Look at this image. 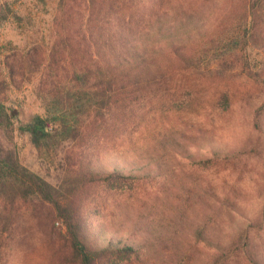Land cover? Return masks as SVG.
<instances>
[{
    "label": "rangeland",
    "instance_id": "obj_1",
    "mask_svg": "<svg viewBox=\"0 0 264 264\" xmlns=\"http://www.w3.org/2000/svg\"><path fill=\"white\" fill-rule=\"evenodd\" d=\"M3 1L22 18L0 27L2 97L18 127L15 147L22 164L58 186L66 168L77 166L89 149L69 139L40 150L19 126L47 112L37 85L50 63L58 79L71 84L73 65L83 55L61 47L55 61V43L67 32L73 37L84 32L89 1L70 0L67 14L60 0ZM163 2L168 24L181 23L180 36L203 56L201 67L187 70L171 55L170 68L177 71L171 91L193 83L201 100L192 109L169 110L155 99L127 125L109 131L108 142L102 138L91 146L94 167H118L139 177L132 185L101 189L92 200L96 244L118 238L141 250L138 257L109 264H264V46L238 33L237 22H229L228 31L217 27V16L240 0ZM233 33L237 48L224 57L232 68L219 75V59L211 55L218 51L206 42L214 46ZM244 63L260 80L245 74ZM221 90L231 96L227 107L213 102ZM215 156L219 161L208 160ZM14 208L12 232L0 226V264H77L64 259L69 248L53 236L48 209L22 201Z\"/></svg>",
    "mask_w": 264,
    "mask_h": 264
},
{
    "label": "trees",
    "instance_id": "obj_2",
    "mask_svg": "<svg viewBox=\"0 0 264 264\" xmlns=\"http://www.w3.org/2000/svg\"><path fill=\"white\" fill-rule=\"evenodd\" d=\"M88 1L84 32H77L74 37L67 32L55 43L53 59L61 47L73 48L83 55V61L73 65L71 84L60 81L57 67L50 63L37 85L47 103V112L36 115L30 124H21L19 129L30 132L40 150L49 143L60 145L71 139L83 143L89 151L80 157L81 161L77 156V166L66 168L58 186L22 164L14 142L18 127L2 97L5 88L0 80V226L2 232L11 233L15 205L21 201L32 203L49 210L47 220L53 236L63 238L69 248L64 259L77 264H109L119 258L138 257L141 250L135 243L118 238L108 239L104 246L96 244L90 224L91 202L101 189L107 191L126 182L132 185L139 177L118 167H94L90 148L102 138L108 142L109 131L114 133L127 125L155 99L159 107L169 110L195 108L193 105L201 100L196 85L181 83L182 92L171 91L177 71L170 68L169 58L177 56L187 70H192L202 66L203 56L196 54L197 46L193 53L188 41L180 36L185 32L181 23L168 24L164 0ZM69 2L60 0L65 14ZM231 4L217 16V27L228 31V23L237 22L241 29L238 33L264 46V0ZM12 18L22 20L11 2H0V27ZM230 37L233 39L227 35L220 38L214 46L206 42L211 51H218L211 55L219 59V75L232 68L231 60L224 58L228 51L237 48L236 33ZM202 41L198 40L197 45ZM242 67L248 77L260 80V73L246 63ZM213 102L227 107L231 96L221 90ZM214 158L216 162L220 159L215 156L208 160Z\"/></svg>",
    "mask_w": 264,
    "mask_h": 264
}]
</instances>
